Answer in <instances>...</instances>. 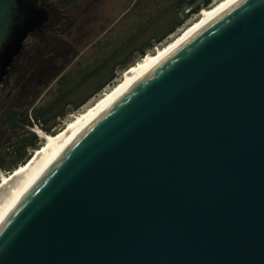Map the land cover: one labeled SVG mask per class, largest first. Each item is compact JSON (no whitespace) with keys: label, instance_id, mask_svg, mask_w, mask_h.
Instances as JSON below:
<instances>
[{"label":"water","instance_id":"obj_1","mask_svg":"<svg viewBox=\"0 0 264 264\" xmlns=\"http://www.w3.org/2000/svg\"><path fill=\"white\" fill-rule=\"evenodd\" d=\"M48 20L0 0V91ZM0 264H264V0L100 108L1 214Z\"/></svg>","mask_w":264,"mask_h":264},{"label":"rangeland","instance_id":"obj_2","mask_svg":"<svg viewBox=\"0 0 264 264\" xmlns=\"http://www.w3.org/2000/svg\"><path fill=\"white\" fill-rule=\"evenodd\" d=\"M206 1L84 0L81 9L77 7L80 10L71 14L76 21L73 26L60 24L43 43L27 41L24 47L30 53L0 91V162L5 166L0 176L14 171L19 140L36 135L41 146L44 144L38 134L40 127L21 128L19 122L18 128H12L6 121L11 112L28 111L32 123L34 109L49 112L47 119L64 112V117L43 124L50 129L44 133L57 134L115 87L126 70L171 41L219 0H211L205 7ZM196 8L198 14L192 15ZM113 75L116 78L112 79ZM36 150L29 149V155Z\"/></svg>","mask_w":264,"mask_h":264},{"label":"bare ground","instance_id":"obj_3","mask_svg":"<svg viewBox=\"0 0 264 264\" xmlns=\"http://www.w3.org/2000/svg\"><path fill=\"white\" fill-rule=\"evenodd\" d=\"M243 0H219L212 7L204 9L198 18L188 25L171 41L153 54L144 56L134 66L126 70L121 81L104 94L99 100L88 106L83 112L74 116L57 134L49 135L38 130L44 144L37 149L31 158L16 168L11 174L0 176V216L8 204L27 186L36 174L56 154V152L108 101L128 90L135 82L166 61L188 41L198 35L216 19Z\"/></svg>","mask_w":264,"mask_h":264},{"label":"trees","instance_id":"obj_4","mask_svg":"<svg viewBox=\"0 0 264 264\" xmlns=\"http://www.w3.org/2000/svg\"><path fill=\"white\" fill-rule=\"evenodd\" d=\"M210 3H211V0H207L203 6L207 7L209 6ZM199 10H200L199 8L193 9L192 15L198 14ZM142 54H144V52ZM113 78H116V76L113 75L112 79ZM112 79L108 81L107 83H105L104 85L100 86L97 92L105 88L107 84H110ZM48 113L49 112L47 111L43 112V111H38L34 109L31 112V119L35 121L32 123L28 117V111L26 113L11 112L6 121L7 123L11 124L12 128L14 129L18 128L19 127L18 123L21 122V128L31 127L34 124L35 126L40 127L42 131L46 133H50V129L46 128L45 125L43 124H48L51 121V119L56 120L58 118L64 117L65 113L64 112L57 113L52 118L47 119L46 116ZM42 120L44 123H42ZM40 147H41V141L36 135H33L29 139L26 138V139L19 140L16 149L14 148L15 149L14 153L16 154L15 155L16 161L13 165V168L16 169V167L19 164L21 165L25 164L31 158L32 154L29 155L28 153L29 149L36 150V149H39ZM2 161L4 162V159ZM3 168H5V166L4 164H2V162H0V169H3Z\"/></svg>","mask_w":264,"mask_h":264},{"label":"flooded vegetation","instance_id":"obj_5","mask_svg":"<svg viewBox=\"0 0 264 264\" xmlns=\"http://www.w3.org/2000/svg\"><path fill=\"white\" fill-rule=\"evenodd\" d=\"M43 3L49 12V20L41 31H37L35 34L30 35L26 42L34 41L36 43H43L46 40L48 41L51 34L56 33L58 26L64 22L73 26V23L76 21L73 19L75 17H73L71 14L78 9L77 7H82L84 0H43ZM28 53L30 52L26 51L24 47L22 55L18 58L11 73L17 69L19 65L25 62ZM7 81L8 78L6 83Z\"/></svg>","mask_w":264,"mask_h":264},{"label":"built area","instance_id":"obj_6","mask_svg":"<svg viewBox=\"0 0 264 264\" xmlns=\"http://www.w3.org/2000/svg\"><path fill=\"white\" fill-rule=\"evenodd\" d=\"M38 128V127H37Z\"/></svg>","mask_w":264,"mask_h":264}]
</instances>
